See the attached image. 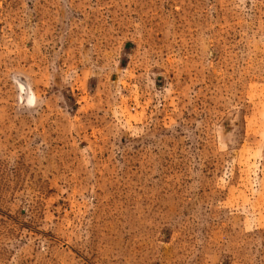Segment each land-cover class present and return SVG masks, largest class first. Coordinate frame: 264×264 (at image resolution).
Here are the masks:
<instances>
[{"label": "rangeland", "instance_id": "1", "mask_svg": "<svg viewBox=\"0 0 264 264\" xmlns=\"http://www.w3.org/2000/svg\"><path fill=\"white\" fill-rule=\"evenodd\" d=\"M0 264H264V0H0Z\"/></svg>", "mask_w": 264, "mask_h": 264}]
</instances>
